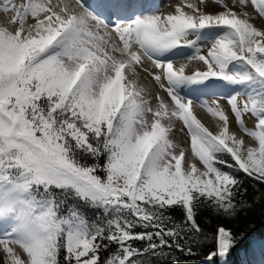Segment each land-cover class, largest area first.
I'll return each mask as SVG.
<instances>
[{"label": "rangeland", "instance_id": "1", "mask_svg": "<svg viewBox=\"0 0 264 264\" xmlns=\"http://www.w3.org/2000/svg\"><path fill=\"white\" fill-rule=\"evenodd\" d=\"M65 1L75 9L70 13V24L61 17L66 14ZM107 1L0 0V42L3 45L10 42L16 47L9 49L13 60L18 61L12 65L15 69L9 74V80L21 78V71L40 60L46 61V71L68 85L70 93L79 96L92 124L111 129L114 116L122 110L111 144L119 148L113 140L122 141L126 152H118L120 156L117 154L111 175L128 174L127 183L135 182L142 189L149 185L147 191L153 195L169 190L180 194L185 182L191 179L208 192L219 195L218 179L208 166L213 149L211 142L233 154L241 167L263 175L264 0H110V5ZM117 2H124V6L117 5L114 11L111 6ZM58 8L61 23L54 26L47 13ZM103 9L106 15L96 13ZM138 10L143 12L138 13ZM157 10L165 14L166 20L157 18L152 26L162 28L168 37L181 41L174 61L183 65L186 75L210 78L202 90L210 86L212 89L199 90L197 97L185 95L181 88L174 91L184 105H192L202 115L204 128L190 126L186 113L164 88H158L156 101L145 93L150 90L143 87V80L148 76H140L106 21L107 15H116L118 11L133 13L134 20L155 19ZM125 17L130 18L122 16ZM36 20H41L37 30L45 34L44 40L36 45L22 44L16 35L17 28ZM121 24L124 31L134 35L132 47H138L147 62L162 71L164 60L149 48L139 47L141 40L135 34L136 29L130 28V22L121 19ZM31 48H35L32 53L23 55ZM238 48L244 52L240 59L233 55ZM74 59L88 64L78 75L71 67ZM230 84L244 88L243 97L249 109L235 108L226 93ZM223 86L225 92L221 89ZM25 92L21 97L16 90L1 95L11 94L28 103L30 91ZM11 105L0 104V264H54L58 239L65 236L68 246L76 249L84 241L83 227L58 218L49 201L39 198L37 193L30 194V181L38 185L72 186L84 197L111 204L112 209L127 206L109 185L68 166L62 150L52 146L51 136L32 132V122L21 117L15 120L12 116L10 123L5 122V112L8 110L11 114L16 109ZM247 114L261 123L260 133H253L244 125L243 117ZM148 157L151 162L155 160L154 163L146 162ZM5 162H8L6 166ZM145 163L147 167L140 166ZM12 164L21 167V173L32 179L29 181L27 177L18 182L10 179L7 173L12 170L9 169ZM139 168L140 174L136 172ZM149 176L152 177L150 183ZM115 181L119 182L118 178ZM89 245L87 243L88 249ZM258 262L256 264H264L262 259Z\"/></svg>", "mask_w": 264, "mask_h": 264}, {"label": "trees", "instance_id": "2", "mask_svg": "<svg viewBox=\"0 0 264 264\" xmlns=\"http://www.w3.org/2000/svg\"><path fill=\"white\" fill-rule=\"evenodd\" d=\"M4 44L0 42V89H4L0 91V104L12 103L11 107L16 109L12 115L7 110L3 120L10 123L12 117L15 120L21 117L32 122V132L51 136L52 146L62 150L68 166L109 185L127 206L112 209L111 204L84 197L72 186L32 184V177L27 176L30 194L37 193L39 198L49 201L58 218L83 227L84 241L78 249L68 246L65 236L58 239L54 264H256L259 259L264 261V174L241 167L223 146L211 142L213 149L208 166L218 179L219 195L208 192L192 179L185 182L180 194L169 190L153 195L147 191L149 185L142 189L135 182L127 183L128 174L117 177L110 172L117 163L118 152H126L122 141L113 140L119 148L111 144L123 111L114 116L111 129L92 124L79 96L70 93L68 85L46 71V61L40 60L21 71V78L9 80V74L15 69L12 65L18 61L13 60L9 49L16 47L10 42ZM34 49L23 55H29ZM238 49L236 55H243ZM11 90H16L20 97L29 90V102L24 103L11 94L1 95ZM32 93H35L33 99ZM262 158L264 161V154ZM145 161L154 163L155 160L151 162L148 157ZM20 168L11 165L12 170L7 173L10 179L27 180ZM136 172L140 174V168ZM151 180L149 176L148 182Z\"/></svg>", "mask_w": 264, "mask_h": 264}, {"label": "bare ground", "instance_id": "3", "mask_svg": "<svg viewBox=\"0 0 264 264\" xmlns=\"http://www.w3.org/2000/svg\"><path fill=\"white\" fill-rule=\"evenodd\" d=\"M99 2L100 0H97V3ZM107 3L110 5L112 2L108 0ZM102 5L103 3L100 6L102 7ZM115 5L124 6V2L120 4L118 2L114 3V6ZM63 6H65L64 9L66 10V14H64L61 17H63L64 18L63 20L66 21L67 23L70 20V13H72L75 9L72 7V4L69 3L68 1H65ZM59 13H61L59 8L56 11L51 9L50 12L47 13V17H49L51 21H53L52 25L54 26H56L58 23H61V21L58 22V20H60L58 15ZM96 13L99 15H102V13L106 15L107 11L103 9L101 13L100 12H96ZM129 14L132 16L133 13L119 14V15L122 16L126 15L130 17ZM158 14L160 17L158 16ZM80 15H82V13ZM119 15L109 14L107 15L106 21L109 23V27L112 33L116 35V41L120 44V47L127 50V52L129 53V60L132 61L135 68L139 72L140 76L141 77L148 76L147 80H143V87L144 88L149 87L150 90L146 91L145 93L148 96L153 97V101H156V99L158 98L157 92H159L158 88H164L165 91H167L169 95L174 99L176 105L178 104L179 106H181L182 111L186 113V117L189 120L190 126L197 125L204 128L202 115L196 112L192 105L190 106L184 105L180 101V99L177 96H175L174 91L175 89L181 88V90L184 91L183 93L185 95L197 97L199 95V90H202L203 87H206L208 85L210 78L206 75H190V74L186 75V72H184L183 65L177 64L174 61L176 54L180 52L179 44H181V41L173 40L172 38L168 37L164 33L162 28L159 27L154 28L152 26L155 25V20L157 18L166 20L165 14L161 13L160 10H157L155 14L156 15L155 19L153 18H149V19L147 18L144 20L135 19L130 22V28L136 29L135 34H137L138 39L141 40V46L139 47L141 48L143 47L146 49L149 48L157 57L164 60L165 64L163 66L162 71L159 69H154L147 62V59L140 52L138 47H132L133 46L132 42L134 41V35L131 32L124 31L121 24L122 16ZM87 18H89L88 15ZM40 23L41 20L39 21L36 20V22H31L25 25H21L17 28V31L15 30L16 35L20 39L22 44L36 45L39 44L42 40H44L45 34H42L37 30ZM70 23L72 22H68V24ZM87 66H88L87 62L83 63L79 59H74L71 62V67H73V70L77 72V75L80 74L81 72H84ZM140 76L138 77L142 79ZM150 78L154 79L155 82H153L152 80L149 81ZM239 87L241 86L230 84L229 86L226 87V93L231 96V101L233 102L235 108L237 109L245 108L247 110L249 109L248 108L249 106L247 101L243 97L244 88L241 87L239 89ZM243 123L251 132L255 134L260 133L262 129L261 123L256 121L249 114L243 117ZM231 124L233 127H235L232 122ZM188 163L189 162L187 161V164Z\"/></svg>", "mask_w": 264, "mask_h": 264}]
</instances>
